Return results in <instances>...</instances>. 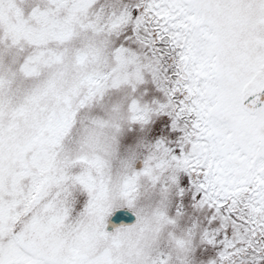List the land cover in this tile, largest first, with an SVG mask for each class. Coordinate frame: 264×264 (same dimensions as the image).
Segmentation results:
<instances>
[{"label": "snow or ice", "instance_id": "snow-or-ice-1", "mask_svg": "<svg viewBox=\"0 0 264 264\" xmlns=\"http://www.w3.org/2000/svg\"><path fill=\"white\" fill-rule=\"evenodd\" d=\"M0 264H264V0H0Z\"/></svg>", "mask_w": 264, "mask_h": 264}]
</instances>
